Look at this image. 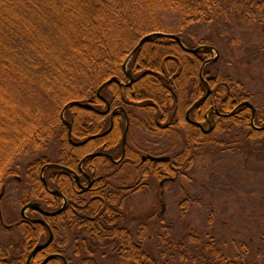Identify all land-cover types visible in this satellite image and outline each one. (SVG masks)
I'll return each mask as SVG.
<instances>
[{"label": "trees", "instance_id": "trees-1", "mask_svg": "<svg viewBox=\"0 0 264 264\" xmlns=\"http://www.w3.org/2000/svg\"><path fill=\"white\" fill-rule=\"evenodd\" d=\"M197 25L207 28L221 25L225 29L224 34H232V44L239 45L242 38H247L255 45L253 49L259 48L264 54V0H0V97L13 88L33 94L37 86L43 89V94L36 97L46 102L44 106L38 105L35 123H18L17 136L10 134L8 139L2 138L0 233L23 226L24 230L20 242L11 240L8 245L0 243V264H27L35 247L48 239V230L43 225L5 224L2 201L13 181L11 179L19 175V163L30 159L24 171L25 181L16 179L17 183L24 185L20 190V205L23 207L37 202L51 211L57 209L60 202L56 201L42 181L43 168L59 163L74 169L78 163L73 160H82L86 155L98 151L117 157L125 130V119L120 115L116 117L110 134L84 147H75L70 143L68 128L61 119L66 106L79 102L104 109L105 104L98 96L99 88L113 78L126 80L123 65L145 36L171 34L180 37L189 48L210 46V41L192 37L189 29ZM212 55L207 50L191 54L173 39L153 37L139 49L129 67L135 69L139 65L140 68L135 69L137 72H166V76L162 74L165 79L155 73L148 74L139 81L138 92L134 91L135 85L123 89L115 82L108 83L103 88V95H110L113 109L123 106V92L127 100H133L135 94L152 97L155 102H162L164 107L168 101L165 96L169 95L170 104L173 105L167 79L174 78L170 85L182 99L183 83L195 82L198 88L199 71ZM165 58L170 59L164 64ZM211 65L205 68L204 77L220 84L216 101L220 111L231 112L241 102L247 101L256 110L254 123L251 108L242 107L235 117L223 121L224 127L219 125L211 135L199 133L189 125L186 126L185 139L176 137L172 132L166 133V139L173 143L165 151L173 156L172 162L138 165L137 152L130 146L127 147V157L136 162L122 163L119 169L107 157L89 159L88 166L95 174L93 190H98L90 192V221H76V228L72 229L74 221L70 209L47 218L54 240L36 255L33 264H43L45 258L50 256L56 257L47 264H65L64 259L67 264H72L67 247L73 232L77 241L86 234L90 236V242L85 236L81 239L87 255L82 260L83 264H98L94 259L95 254L111 244L115 246L122 264H169L147 253L143 225L139 226L137 236L122 225L121 211L129 196L145 189L142 186L145 179L138 182V178L176 177V182L167 184L178 190L180 179L190 177L194 162L202 156L204 149H211L213 156H238L245 152L264 158V129H260L264 127V91L262 94L248 91L237 76L223 74L221 70L213 75L208 68ZM9 77L14 78L12 83L7 80ZM222 83L228 85L230 92L222 87ZM198 91L201 92L200 88ZM126 111L131 119L129 138H132V146L137 148L133 129L142 126V117H135L131 107L126 106ZM65 117L72 122L73 135L78 140L102 134L109 127V118L92 108L71 106L66 109ZM53 148L56 149L55 160L50 159L49 155H37ZM121 175L122 178L117 179ZM45 178L50 188L60 189L69 201L75 198L70 177L60 175L57 187L53 184L52 176L45 174ZM134 183L137 188H126ZM191 203L201 205L199 199L186 196L180 204L184 216ZM209 223H212V219ZM170 235V229L166 228L164 237L167 239ZM227 248L226 242L220 243L215 238L204 241L194 234L167 244L172 260L179 259L184 263L258 264V258L262 257L258 251L253 254L254 251L245 243L234 241L231 251L228 250L230 253ZM75 253L81 255L80 247Z\"/></svg>", "mask_w": 264, "mask_h": 264}, {"label": "rangeland", "instance_id": "rangeland-1", "mask_svg": "<svg viewBox=\"0 0 264 264\" xmlns=\"http://www.w3.org/2000/svg\"><path fill=\"white\" fill-rule=\"evenodd\" d=\"M167 19L172 20L173 18ZM189 30L193 38L210 41V46L218 51V61L208 67L211 74L214 75L216 71L221 70L223 74L237 76L243 81L248 91L262 94L264 91V54L259 51V48L258 50L253 49L255 45L247 38H242L239 45L232 44L230 42L232 34H224L225 29L221 25L209 28L197 25ZM215 57L216 54L213 52L211 59ZM7 80L12 83L14 78L9 77ZM35 88L33 94L16 88L1 94L0 149L4 147L2 138L17 136L18 123H35V112H37L38 105H46L44 99L36 97L43 94V89L37 86ZM254 100L256 101L257 98ZM135 137H138L141 142L145 139L143 135L139 137V134ZM210 151L211 149L202 151V156L194 162L189 177L191 181L187 176L182 177L178 183V190L168 184L161 189L160 181L146 178L142 182L145 189L131 194L121 211L122 225L136 236L140 229L139 226L143 225L147 253L163 262L168 261L169 264H193L184 263L179 259L173 261L171 252L167 251L169 241L184 240L189 234L197 235L204 241L215 238L220 243L226 242L228 253L234 241L248 244L254 251L253 254H256L255 251L261 253L262 257L258 258V264H264V158L245 152L238 156L226 154L213 156ZM37 155H49L50 159L55 160L56 149L53 148L48 152L42 151ZM29 162L28 158L19 163V175L11 179L13 181L7 187L2 201L3 216L7 226L16 224L21 218L22 206L18 200L20 190L24 185L17 183L16 179L21 182L25 181L24 171ZM121 178L122 175L117 179ZM140 179L139 177L138 181ZM188 195L199 199L201 205L191 203L187 215L184 216L180 204ZM162 204L166 211L159 218L163 209ZM210 219L212 223H209ZM23 227L12 229L9 232L2 231L0 243L8 245L11 240L20 242ZM166 228L171 231L167 239L164 237ZM84 236L88 241L90 240L89 235ZM81 239L76 240L75 232L70 237L67 254L73 261L72 264H83L82 260L87 257L83 239ZM78 247L81 251L79 256L75 253ZM94 259L98 264H122L112 244L95 254Z\"/></svg>", "mask_w": 264, "mask_h": 264}, {"label": "flooded vegetation", "instance_id": "flooded-vegetation-1", "mask_svg": "<svg viewBox=\"0 0 264 264\" xmlns=\"http://www.w3.org/2000/svg\"><path fill=\"white\" fill-rule=\"evenodd\" d=\"M182 43H183L184 47L189 49V50L197 49V48H189L184 43L183 40H182ZM181 48H182V46H181ZM183 50H185V49L183 48ZM168 59H170V58H165L164 64ZM209 60H211V58ZM209 60H207V61H209ZM205 63H204V65H205ZM129 64H130V62H129ZM129 64L127 66V70L130 72V75L133 77V82L131 83L130 78L127 76V73L124 70L125 64L123 65L122 71H123V74H124L126 80H118L116 78L121 84L118 82H115L120 87H122L123 89H127V88H130V87L135 85L134 91L136 90V92H138V90H137L139 88V87H137L138 83L141 80V78L145 77L146 75L151 74V73H155L156 76H160L163 78H164V76L162 74H164L166 76V72H163L161 74V73L155 72L153 70H145L142 72H137L135 69H139L140 66L136 65L135 69H133V68L131 69L129 67L130 66ZM208 65L209 64L205 65L204 68L202 66L200 71H199L200 83H199L198 88L196 87L195 82L185 84V85L183 83L182 99L179 98V96L176 94V91L174 90V88H172L170 85V84H172L174 78H168L167 84H168V87L170 86L169 92L171 93V96L173 97L174 103H173V105H171L170 101H169V99L171 97L169 95L168 96L166 95L165 99L168 100L166 103V107L162 106V102H158V103L155 102L152 99V97H140L139 95H136V94L134 95L133 100H127L125 97V94L123 92L122 93L123 106H118V107L113 109L112 104H111L112 98L110 97V95H107L106 97H104V95H103V90H104L103 88L106 87L111 80L109 82L105 83L102 87H100L98 90V96L104 102L105 108L102 109V106H98V108H96V107H94V105H91V104H84V105H87L84 108H92L98 114L108 117L109 118L108 129L106 130V132H104L102 134H99L96 136H91V137H88V138L83 139V140H78V139L74 138V135H73V124L70 120H68L71 124V140H72V142L70 141V138H69V141L75 147H84L89 142H91L97 138L105 137L106 135H108L112 132V130L114 128V123H115L116 117L121 115L125 119L124 135H125V131H126L127 126H128L126 144H125V146L123 145V140H124V135H123L121 151H120V153H118L117 157L114 156L113 154L102 153V152L98 151V152H95L93 154L86 155L82 160H78V159L73 160L74 163H78L76 168H74V169L65 167L59 163L49 164V165L45 166L42 170L41 175H42V181H43V178L45 179V182L43 181V183L45 184L47 190L50 193H51V191L60 192L63 195V197L66 199V202H64V199L62 197L53 195L56 198V201L60 202V204L58 205L59 207L57 209H55L54 211H51L49 209L43 208L42 205L39 203L41 208L48 211V212H55V211L60 210L64 206V204H66L64 211L66 209L71 210L72 221H74V223L72 224V229H75L76 228V225H75L76 221L78 222L81 219L83 220L84 223L87 221H90V216L88 213V207H89L90 202L92 200L90 197V194H91L90 192L93 190V188L95 186V180L93 179L95 174H94V172L91 171L90 167L88 166V160L89 159L95 158V157H107L108 159L111 160V162L114 165L117 166L116 168L119 169L120 167H118V166L121 165L122 163H128V162L135 163L136 162V161H134V159L127 157V147L130 146V147H133L137 152V155L139 157L138 165H144L147 162L158 163V162H154V161L150 160V157L167 158L166 162H168V161L172 162L173 156L166 154V152H165L166 149L169 148V146L173 145V143L171 141L166 139V133L172 132L176 137L181 138V139H185L186 134H187V127H186L187 125H189L190 127L194 128L197 132L202 133L204 135L213 134L215 132V130L217 129V127L221 124H222L221 126L224 127L223 121L229 120L230 118L235 117L236 114L239 112V110L242 107H247V106H243V104L246 103L247 101L241 102L231 112L220 111L218 104L216 103L217 92L220 89L218 87V85H220V84H218L216 82V80L213 81V79H211V78L206 79L204 77V70ZM212 83H214V85ZM222 87L226 88L228 90V92H230V88L228 87L227 84L222 83ZM199 88H200L201 92L198 91ZM100 90H101V92L99 94ZM207 102H209V103L207 104ZM126 106L134 109L135 117H142L141 118L142 126H138V127H135L133 129V132H134L133 138L136 141L137 148H135V146H132V142H131L132 138L131 139L129 138V134H130V130H131V119L128 115V112L126 111ZM236 109H238V110L235 113V115L227 117V116L231 115ZM167 110H169L168 113H166ZM65 119H66V117H65ZM252 121H253V116H252ZM86 125H87V122H86ZM260 129H262V128H260ZM136 134H139V137H140V135H143L145 138L144 141L141 142L138 137H135ZM68 135H69V129H68ZM87 140H89V141H87ZM83 142H86V143L83 145H80V146L78 145V144H81ZM123 154H124V157H123ZM62 168H65L66 170L62 169ZM174 170L177 173L180 172L179 169H174ZM45 174L47 176L53 177V184H54V186L56 185V187L60 182V179H59L60 175L65 174L68 177H70V182L72 185V191L74 193L73 197H75V198L73 200L69 201L67 199V197L64 196V194L62 193V191L60 189L50 188L49 184L47 182V179L45 178ZM140 178L141 179L138 182H141L142 179H146V178H152V179H156L157 181H160L159 185H160L161 189L164 187V185H166L169 182H176V177L154 178L153 176H144V177H140ZM133 187H135V185L128 187V189L133 188ZM135 188H137V187H135ZM93 191L96 192L98 190L94 189ZM161 195L163 196L164 194H161ZM2 196H1V198H2ZM34 203H37V202H34ZM29 204H31V203H29ZM27 205H25V206H27ZM25 206H23L22 209ZM162 207L164 209V212L162 209L159 218H161V216L166 211V208L163 204H162ZM28 211H29V214H27ZM28 211H26V213H25L27 220L23 221L22 214H21V218L18 221V224H25V226L35 225L37 223H32L31 221L32 220H38V219L44 220L47 223L46 219L49 217H45V216L41 215L40 213L33 211V210H28ZM39 225H42V224H39ZM34 259L32 260L31 264H33ZM46 259L47 258H45V260Z\"/></svg>", "mask_w": 264, "mask_h": 264}, {"label": "water", "instance_id": "water-1", "mask_svg": "<svg viewBox=\"0 0 264 264\" xmlns=\"http://www.w3.org/2000/svg\"><path fill=\"white\" fill-rule=\"evenodd\" d=\"M153 37H162V38H170V39H173V40L177 41L179 43V45L182 46V48H184L187 52L192 53V54H197V53H199V52H201L203 50L214 51L217 54L216 58L207 61L205 63V65L212 64V63H216L218 61V59H219V53H218V51L215 50L212 47L203 46V47H200V48H197V49H194V50H189V49H187V48L184 47V45L182 43V40L179 37L175 36V35L164 34V33H154V34H150V35L145 36L144 38H142L140 40L139 44L133 50V52L131 53L130 57L128 58V60L126 61L125 65H124V70L127 73V76L130 78L131 83L133 82V77L130 75V72L127 70V66L129 64V62L131 61V59L137 54V52L139 51V49L144 45V43L146 41L150 40ZM205 65L203 66V68L205 67ZM113 82L120 83L116 78L112 79L109 83H113ZM100 92H101V90L99 91V94H100ZM71 106H77V107L84 108L87 105L80 104L79 102H73V103L69 104L68 106H66V108L63 110V112L61 114L62 121L64 122V124L69 129V138H70V141L72 142V140H71V124H70V122L68 120L65 119V111H66V109L68 107H71ZM243 106H247V107H250L251 108L252 113H253V122H254L255 113H256L255 108L249 102L244 103ZM237 110L238 109H236L231 115H229L227 117H230V116L235 115V113L237 112ZM262 129H264V128H262ZM127 133H128V126H127V129L125 131V135H124V140H123V145L124 146H125L126 140H127ZM87 141H89V140H87ZM86 142H83V143L78 144V145L79 146L80 145H83ZM123 157H124V154H123ZM150 160H152L154 162L161 163V162H166L167 158H154V157H150ZM62 169H65V168H62ZM43 181L45 182V179L44 178H43ZM51 193H52V195L62 197L64 199V202H66V199L63 197V195L60 192H58V191H51ZM65 207H66V204H64V206L60 210H58V211L48 212V211L42 209L39 203H31V204H28L27 206H25L22 209L21 214H22L23 221H26L27 220V217H26V214L25 213L28 210L36 211V212L40 213L41 215H43L45 217H54V216L60 215L64 211V208ZM163 212H164V209H163ZM31 222L32 223H37V224H42L43 226H45L47 228L48 232H49V239L47 240L46 243L36 246V248L33 250V252L31 253V255L29 257L27 264H31L32 260L36 257V255L39 252H41V251L45 250L46 248H48L51 245V243L53 242V240H54L53 232H52V230L50 229V227L47 225V223L44 220L38 219V220H32ZM55 257L56 256H50V257H48L44 261L43 264H47L50 260H52ZM64 261H65V264H67V261L65 259H64Z\"/></svg>", "mask_w": 264, "mask_h": 264}]
</instances>
